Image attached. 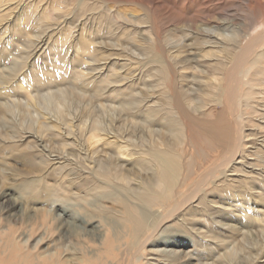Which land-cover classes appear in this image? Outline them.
Returning a JSON list of instances; mask_svg holds the SVG:
<instances>
[{
    "label": "bare ground",
    "instance_id": "6f19581e",
    "mask_svg": "<svg viewBox=\"0 0 264 264\" xmlns=\"http://www.w3.org/2000/svg\"><path fill=\"white\" fill-rule=\"evenodd\" d=\"M228 1L0 0V43L20 32L28 48L34 44L28 53L17 47L26 57L12 54L2 73L7 82L0 81V118L10 123L11 115L20 128L1 142L27 150V163L40 157L45 169L31 179L38 183L32 191H42L15 204L27 225L0 232V264H103L102 255L86 250L85 234L117 260L124 247L128 264H225L220 258L228 254H264L253 238L264 237V162L258 155L256 166L244 162L264 128V0H239L243 8L234 12ZM53 33L59 37L46 36ZM16 38L10 35L3 47L11 48ZM52 42L88 52L100 63V77H87L89 69L59 52V60L44 68L49 75L32 81L38 85L22 79L19 94L9 93L13 79L35 68L27 56L33 52L35 59ZM117 51L127 63L116 64ZM122 70L127 73L120 77ZM196 72L204 78L196 80ZM62 73L76 77H54ZM185 77H192V87H185ZM82 130L90 134L85 150L76 140ZM194 175L187 191L184 182ZM46 178L55 185L44 186ZM232 182L245 185L233 212L249 223L238 229L214 222L215 214L230 212L215 202V191ZM45 187L49 198L42 205L49 208L31 207L24 216L23 208L38 203ZM108 202L112 209L102 206ZM202 222L237 232L245 246L237 236L222 238V254L213 259L215 250L195 229ZM185 231L197 236L193 247L180 238ZM34 236L35 250L26 249ZM161 237L159 245L179 252L151 253L148 246Z\"/></svg>",
    "mask_w": 264,
    "mask_h": 264
},
{
    "label": "rangeland",
    "instance_id": "374dc122",
    "mask_svg": "<svg viewBox=\"0 0 264 264\" xmlns=\"http://www.w3.org/2000/svg\"><path fill=\"white\" fill-rule=\"evenodd\" d=\"M228 2L231 3L230 5H232L230 12H234V10L235 11H238V10L240 11L243 8L242 5H240L239 7L237 6V3H238V5L241 4V2L239 0H236V1L235 0H232V1H228ZM239 8H241V9H239ZM10 35L13 36V37L16 36L19 39L16 38L14 41H12V44L10 45L11 48L5 49L3 47V44L6 42L7 38L10 37ZM51 35H53L55 39H57L59 37V35H56L54 33L53 34H46L47 37L48 36H51ZM29 36H37V34H35L34 32H32ZM26 37H27L26 34H23V33H20V32L19 33H15V34H13V33L12 34H6V35H4L2 37V40H5V41L2 42V43H0V45L2 46V50L0 49V81L1 82H7L5 76H3L2 73H3L4 69L6 68V65L8 66V62L11 59L14 58V57H11V55L12 54H14V55H24V54H22L24 51L18 50L16 48L19 47V46H21V45H23L24 48L27 50L24 53H28V52H31L32 51L34 44H32V47L31 48H28L29 46H28V44L26 42L27 39H28V37H27V39H26ZM59 52L60 53L62 52V53H64V55H67V59L66 60H71L72 59V61H73L72 63L73 64L75 63V64H77L79 66L86 67L87 69H89L90 70V74L87 77H91V76L92 77H100V75H99L100 69L98 67L100 65V63L94 57H93V59H95V60L90 61L92 59V56L91 55H88L89 54L88 52L80 51V54H78V51L75 50V49H68L67 47H63L61 45L60 46L59 45H54L53 46V42H52V43H50V45L45 44V46H43L42 49L38 52V54L35 57V59H33V57H32L33 56L32 55L33 52L29 56H27V61H26L27 65H28L29 61L31 60L32 61L31 63H34V66H35V68H34V70H33L32 73H28L26 70L23 72V68H17V69H15L16 71H18V74H20L22 72L23 73L20 76H18L17 78L13 79L14 80L13 85L8 87L9 88V93H11V94H17V95L19 94V92H20L21 89L19 88V85L18 84H19L20 81H22V79L25 80V82L27 84H30V85H38V84H34L32 81L35 78H37V77H42V76L47 77L49 75L47 69L45 70L44 68L45 67H48V65L52 64L51 62L56 61V60H59L60 57H58V55H57ZM122 52L123 51H117L116 52L119 55V57L116 56V64L117 63H120L122 65L124 63H127L126 62L127 61L126 57H122V58L120 57V55L124 56L122 54ZM153 52L154 51H150V54H149L150 57H153ZM197 52L200 55L203 54L202 51H197ZM112 53H115V52L112 51ZM40 54H42V55L39 58H37L38 55H40ZM24 56L26 57V55H24ZM118 58H119V60H117ZM37 59H39V61H38V64L35 65V62H36ZM120 59H122V60H120ZM123 59H124V61H123ZM16 61L18 62V59H16ZM68 62L69 61H66L64 63H66V65H67ZM113 63H115V62H113ZM190 66H191V69H194V70L195 69L198 70V67H199L198 65L195 66V64H191ZM97 67H98V69H97ZM133 67H136V65L133 66ZM38 68H43V69L42 70H38ZM74 68L75 67H73L72 69H74ZM149 69H151V67ZM113 70H114V68L112 69V71ZM204 70H206V71L209 70L210 72H212V69H209V68H206ZM75 71H77V70H75ZM92 73H93V75H92ZM118 73H119V71H118ZM126 73H127V71L122 70L119 73L120 74V77H123ZM196 73H198V72H196ZM186 74L189 75V76H192L194 74V72L192 70H190V71H187ZM196 76H199V77H196V80L197 79L200 80V79H203L204 78L203 77L204 75H201L200 73L196 74ZM54 77L66 78V77H76V76L74 74H72V73H68V74L62 73L59 76H54ZM136 77H138V75ZM187 78L190 79V82L187 83V81H189V80H187L186 83H185V87H186V85H187V88H189L190 86L192 87V85H193V81H191V80H193V79H191L192 77H185L184 80H186ZM262 79H264V78L262 77ZM220 109H221V107L218 108V111H220ZM126 113L128 114V112H125L124 116L126 115ZM262 114H263V112H262ZM9 116H8V118H10L9 119L11 121L10 123H8L6 119H5L6 122H4L0 118V121H1L0 122V192H1V194H0V232L2 231V229H7V228L8 229H14L16 231L21 232L23 230V228H24L23 226L27 225V223H25V222H23L21 220L22 213H19L17 215V211H15V204H17L20 201V199L21 200H24V201L25 200L27 201L28 198H29V196L31 198V196L32 197L33 196H36L37 193H39V192L42 191V189H38L37 191H32V188L34 187V185L35 184H38V183H36L34 180H31V179L33 177H35V176L41 175V173H43L45 169H44L43 165L39 163V161H41L40 160V157L38 159L34 160V158H32V156H30V159H32V160H30L31 163H27L26 156L29 155V154H27V150H25L22 146L21 147L20 146L19 147H11V146L8 147L9 144L4 145L2 143L3 141L7 140L9 136L10 137H11V135L12 136H16L18 134L17 132L19 131V128H20L16 124L15 121H12L11 115H9ZM259 118H262V115L259 116ZM261 121L263 122V120H261ZM120 122H123V120L120 121ZM122 125L124 126L125 123H122L121 126ZM256 129H254V131ZM257 131H258L259 136H260V139L258 140L259 142H258V144L255 143L254 146L249 147L247 149L249 151L248 155H251V156L250 157L248 156L249 158L247 157V159L245 158L246 160L244 159V162H248L249 164H252V165L254 164V166H256L255 164H256V162H258L257 155L258 156H262L259 160H261L262 162H264V158H263L264 157V149H263L264 148V146H263L264 145V135H263L264 134V128H262V129L259 128V130H257ZM6 134L8 135V137L6 136ZM89 136H90V134L87 131H84V130L77 131L76 132L77 144L82 149H84V150L87 149L88 146H89V141H88ZM261 141H263V142H261ZM260 144H262V145L260 146ZM201 146H203V143H201ZM258 147L260 148L259 150L261 152V153L259 152V154H258V151H257L258 150ZM216 155L219 156L218 153L217 154L214 153V155H213V158H215L214 160L217 159V156ZM33 160L35 162H33ZM262 166H261V164H258L257 163V167L258 168H261ZM198 171L200 172L201 169L199 168ZM238 174H240V173H238ZM263 176H264V174H263ZM232 178H236V180H239L240 179V178L237 177L236 174H233V177ZM26 179H27V181H26ZM194 179H196V176L195 175L191 179L188 178L187 182L186 181L184 182V185L186 183H187V185L189 184L188 186L185 187V188H187V191L190 189V184L193 186V182L192 181H194ZM32 182H34V183H32ZM42 183L46 187H53L55 185V179H53V178H48L47 179L46 178L45 180L42 181ZM244 186L245 185H242V184H239V183H235L234 184L232 182V184L230 186L224 187L221 190L215 191V193H216V194H214L215 195V197H214L215 202H217L219 205L226 206L227 211H230V212H229V216H224L222 213L215 214L216 216L214 215V222H221L222 224L226 223V224H229V225H232V226L236 227L237 229L240 228L241 225H244L246 223H249V222H243V221H241L240 219H241V216L242 215L241 214H237V213L235 214L233 212L235 210L234 208L237 207V199H238V196H240V194H239L238 191L242 190V188ZM46 187L44 188V194L45 195L42 194L41 197L38 200V203L39 204L38 203H33L34 201H31V202H28L27 203L30 207L27 205V208H25V207H24L25 209L23 208V211L22 212L24 213V216L28 213V211H31V210H35V209H39L40 208L44 212L45 209H48L49 208V205L48 204H46V207L44 205H42V203L43 202L46 203L47 199L49 198V193H48ZM185 188L183 190H185ZM243 196L246 197L247 195L244 193ZM25 197H26V199H25ZM54 198L62 199L59 196L53 197V199ZM108 203H109L108 205H107V203H102L103 205L102 204L101 205L102 206H105V205L106 206H110V209H112L113 206H114V204L112 202H108ZM111 203H112V205H111ZM258 204L259 205H263V204H260V202H258ZM31 207H33V208L31 209ZM87 211H89V210H87ZM233 213L235 215H233ZM238 217H240V219H238ZM96 220H97V218H96ZM210 224L211 223L202 222V224H199L197 227H195V229H198V231L200 232V235H198L199 236V239H201V240L203 239V241L206 242L207 245H211L212 248H213V250H215L214 253H215L216 256H214V253H213V259H215V258L218 257V255L220 256L222 254V253L220 254V252H222V251L217 248L221 244L222 238H227V237H232V238L234 237L235 238L238 233L237 232L236 233L234 232L235 235H233V232L232 233H228V232H223L222 230H221L222 231L221 232V231H219L220 229H218L215 226H214L215 227L214 228L212 226L215 229V230H213V234H212L210 232V230L208 229V228H212V227H209V226H211ZM29 225H31V224H29ZM221 226L222 225H220V227ZM177 230H179L178 227H177ZM250 230L253 231V232L256 231L254 227H251ZM193 233L194 232H192V231L191 232H186L185 231V232L179 234V236L182 239H188L187 240L188 241V244L193 247L192 244L194 243V240L197 238V236H195V233L194 234ZM166 234H168V231L166 232ZM91 236H93V235H89L88 236V235L85 234L83 236V239H84L83 241L86 240L85 242L86 243L88 242L87 243V249L86 250L87 251L89 250V252L94 253V254L97 253L98 255H102L103 264H109V262H110V264H128L129 258H128V255H126L127 252H125V250H124L125 248L124 247H121L120 248L121 253H118L117 254L118 255V260H117V257H115V254H110L109 252L105 251V248L106 247H105L104 244H103V246L101 245V247H99V242L98 241H95V239L93 237H91ZM1 237L3 238L4 235L3 236L1 235ZM35 237L36 236L33 237V240L30 242V244L26 245V249L28 248L29 250H33V249L35 250V248H36L35 247V242L36 241L34 240ZM162 237H164V236H162ZM162 237L159 238L158 241L156 239L155 240L156 242H155V244L153 246H151V245L148 246L147 249L149 251L152 250V251H150L151 253L154 250H155L154 252L168 250V253H169V250H172V249L174 250V248H166L163 244H160L159 245V242L163 243V241L161 240ZM253 238H254V242L255 243H259V245H261L260 247H262V246L264 247V241H263L264 240V237L261 234L259 235V233H257V236L254 235ZM89 239L91 241H88ZM236 241L240 245L242 244V246H245V245H243L244 242H242V238L241 237L237 236L236 237ZM90 243H92V244H90ZM2 245H5V242L2 241ZM89 245H91V246H89ZM58 246H60L59 248H62L63 247V244L62 245H58ZM191 249L192 248H189V251H193V249L192 250ZM97 250H98V252H97ZM122 251H124L125 253L122 252ZM189 251H186V252H189ZM245 251L247 252V250H245ZM175 252H179V251L176 250ZM161 253H157V254L155 253V254L158 255V256L161 255L160 257H162V255H164V254H161ZM228 256L226 258L222 257L220 259L225 264H251V263H253V264H263L264 263V254H262L261 256H257V257L256 256H252V255H249L248 253L242 254L241 256H238V257L237 256H232L230 254H228ZM106 257L109 258V259H107ZM165 258L166 257H164V259ZM167 258L171 260L170 257H167ZM185 262H187V261H185Z\"/></svg>",
    "mask_w": 264,
    "mask_h": 264
}]
</instances>
